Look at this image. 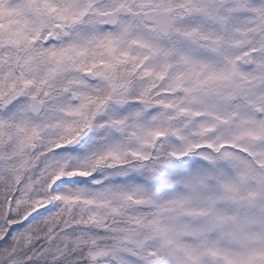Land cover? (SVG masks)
<instances>
[{"label": "snow or ice", "instance_id": "snow-or-ice-1", "mask_svg": "<svg viewBox=\"0 0 264 264\" xmlns=\"http://www.w3.org/2000/svg\"><path fill=\"white\" fill-rule=\"evenodd\" d=\"M0 264H264V0H0Z\"/></svg>", "mask_w": 264, "mask_h": 264}]
</instances>
